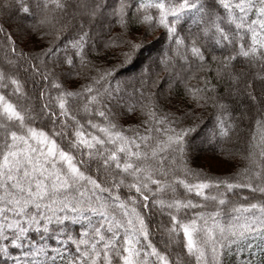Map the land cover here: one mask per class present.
Wrapping results in <instances>:
<instances>
[{
  "label": "snow or ice",
  "instance_id": "snow-or-ice-1",
  "mask_svg": "<svg viewBox=\"0 0 264 264\" xmlns=\"http://www.w3.org/2000/svg\"><path fill=\"white\" fill-rule=\"evenodd\" d=\"M0 264H264V0H0Z\"/></svg>",
  "mask_w": 264,
  "mask_h": 264
},
{
  "label": "trees",
  "instance_id": "trees-1",
  "mask_svg": "<svg viewBox=\"0 0 264 264\" xmlns=\"http://www.w3.org/2000/svg\"><path fill=\"white\" fill-rule=\"evenodd\" d=\"M203 118L205 119V120H207L208 121V124H207V127H211V125H212V121L214 120V113H213V111H212V109L211 108H209V109H207L204 113H203ZM205 148H207V152H205V153H198V155H197V158H196V163L197 164H201V157L204 155V154H207V155H209V156H212V154H213V149L212 148H208L207 147V145L206 146H204ZM220 145L218 144L217 146H215V152L217 153V155L219 154V150H220Z\"/></svg>",
  "mask_w": 264,
  "mask_h": 264
},
{
  "label": "rangeland",
  "instance_id": "rangeland-1",
  "mask_svg": "<svg viewBox=\"0 0 264 264\" xmlns=\"http://www.w3.org/2000/svg\"><path fill=\"white\" fill-rule=\"evenodd\" d=\"M204 146H206V145H204ZM201 160H202L201 164H203L204 166H208L209 164H211L213 167L217 166V161L215 159H213L212 156H209L207 154H204L201 157Z\"/></svg>",
  "mask_w": 264,
  "mask_h": 264
}]
</instances>
